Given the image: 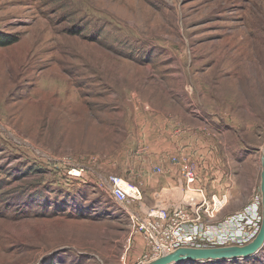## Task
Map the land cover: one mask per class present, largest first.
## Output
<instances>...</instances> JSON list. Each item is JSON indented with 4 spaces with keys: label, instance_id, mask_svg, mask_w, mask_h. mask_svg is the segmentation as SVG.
<instances>
[{
    "label": "rangeland",
    "instance_id": "rangeland-1",
    "mask_svg": "<svg viewBox=\"0 0 264 264\" xmlns=\"http://www.w3.org/2000/svg\"><path fill=\"white\" fill-rule=\"evenodd\" d=\"M4 39L0 264H136L128 212L184 186L183 160L225 196L214 221L260 194L264 0H0ZM111 175L142 199L114 202ZM173 264H264V244Z\"/></svg>",
    "mask_w": 264,
    "mask_h": 264
},
{
    "label": "built area",
    "instance_id": "built-area-1",
    "mask_svg": "<svg viewBox=\"0 0 264 264\" xmlns=\"http://www.w3.org/2000/svg\"><path fill=\"white\" fill-rule=\"evenodd\" d=\"M180 170L185 180V196L180 203L150 208L141 215L136 211L128 212L131 228L127 240L130 241L133 234H140L145 243L136 264H145L180 247L243 245L253 240L259 231L260 194L241 210L214 221L215 214L226 202L225 196H209L202 187L194 186L196 172L189 162L183 160ZM108 194L118 204L142 199L137 185L116 175L108 178Z\"/></svg>",
    "mask_w": 264,
    "mask_h": 264
},
{
    "label": "water",
    "instance_id": "water-1",
    "mask_svg": "<svg viewBox=\"0 0 264 264\" xmlns=\"http://www.w3.org/2000/svg\"><path fill=\"white\" fill-rule=\"evenodd\" d=\"M261 224L255 238L243 245H227L215 247H180L163 254L145 264H173L178 262L220 261L248 258L256 253L264 244V145L260 173Z\"/></svg>",
    "mask_w": 264,
    "mask_h": 264
},
{
    "label": "crops",
    "instance_id": "crops-1",
    "mask_svg": "<svg viewBox=\"0 0 264 264\" xmlns=\"http://www.w3.org/2000/svg\"><path fill=\"white\" fill-rule=\"evenodd\" d=\"M174 174V173H173ZM168 181L166 182H161V184L159 186H155L151 188V196L153 197V202L151 205H147L146 206V209H149L151 206L154 207L156 206L158 203L159 204H163L164 206L167 205V206H172L174 204L177 203L178 201V196H179V193H183V187L185 186V180H184V186L181 184L179 185H175V186H170V182H169V179H167ZM163 191H166V193H162ZM181 191V192H180ZM170 192V193H169ZM163 194H166V196L164 197H161V195ZM168 194V196H167ZM246 204V203H245ZM245 204L241 205L240 207L238 208H235V209H232L231 211L226 209L224 211H222L219 215L220 217H227L229 215H232L233 213L237 212L238 210L242 209ZM140 211L142 212V214L146 211L145 210H142L141 207H139ZM137 235H140V234H137ZM142 237V235H140ZM128 242V240H127Z\"/></svg>",
    "mask_w": 264,
    "mask_h": 264
},
{
    "label": "trees",
    "instance_id": "trees-1",
    "mask_svg": "<svg viewBox=\"0 0 264 264\" xmlns=\"http://www.w3.org/2000/svg\"><path fill=\"white\" fill-rule=\"evenodd\" d=\"M13 40L11 39H4V40H0V45H6L7 43H11ZM235 260V259H233ZM233 260H231L233 262ZM220 261H226V260H220ZM186 263H194V262H189V261H186Z\"/></svg>",
    "mask_w": 264,
    "mask_h": 264
}]
</instances>
